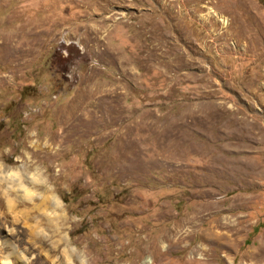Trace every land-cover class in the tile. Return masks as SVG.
I'll return each mask as SVG.
<instances>
[{
	"label": "rangeland",
	"instance_id": "obj_1",
	"mask_svg": "<svg viewBox=\"0 0 264 264\" xmlns=\"http://www.w3.org/2000/svg\"><path fill=\"white\" fill-rule=\"evenodd\" d=\"M0 163L27 264H264V0H0Z\"/></svg>",
	"mask_w": 264,
	"mask_h": 264
},
{
	"label": "bare ground",
	"instance_id": "obj_2",
	"mask_svg": "<svg viewBox=\"0 0 264 264\" xmlns=\"http://www.w3.org/2000/svg\"><path fill=\"white\" fill-rule=\"evenodd\" d=\"M1 167L2 165L0 163V228L2 229L4 227L7 235V231H9V229L7 228V224H5L6 222L15 223L19 220L24 221L25 224H28L26 226L29 231L27 242L34 243V241H41V239H43V236L41 235L44 229L38 224L37 220H35V216L31 214L32 210L28 211V209H26L27 206L24 205L26 203H34L33 201L35 195L32 190L33 187L31 188L30 185L36 184V181L38 180L37 175L28 177V175H24L22 171L17 169H8L4 171ZM39 185H41L44 192L43 201H49L53 206V211L60 209L61 202L51 191L49 186L44 182H41ZM44 209L43 211L44 213L46 212V214L42 212V214H44L43 218L46 219L47 223L51 222L49 215H51L53 211L50 210V212L47 213L48 209ZM53 213L55 214V211ZM25 220H31L33 222L27 223ZM210 227L212 226H207L206 229L210 231ZM230 227L231 226L229 225V228ZM55 232L58 233L59 238L57 242L51 243L48 250H45L47 258L50 259L52 264H73L76 259L72 257L74 255V250L69 246V239H67L68 236L66 234H61L60 227L56 229ZM209 234L210 232L205 233V235ZM12 241L13 240L10 241L8 238L0 240V249H2V252L0 253V264H14L12 260H14L17 264H27L29 259L28 256L24 254V252L22 253ZM48 252H53V254L50 255ZM81 259L82 258H79L80 263L85 264L84 261H82L84 259Z\"/></svg>",
	"mask_w": 264,
	"mask_h": 264
}]
</instances>
